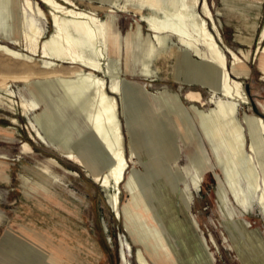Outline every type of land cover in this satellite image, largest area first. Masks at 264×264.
<instances>
[{
  "label": "rangeland",
  "instance_id": "rangeland-1",
  "mask_svg": "<svg viewBox=\"0 0 264 264\" xmlns=\"http://www.w3.org/2000/svg\"><path fill=\"white\" fill-rule=\"evenodd\" d=\"M26 1L7 0L4 26L10 28L15 23L17 12L19 37L13 39V47L0 43L10 51L6 54L0 50V236L14 222L39 229L53 228L58 236L66 233L70 248L77 256V264H136L134 254L137 248L142 250L150 264H159L152 258L150 249L135 242L130 233L138 227L133 217L141 209L150 207L152 202L162 218L157 220L146 216L145 227L140 230L152 247L161 243L155 236L156 230L170 241L177 239L182 264H243L244 256L258 258L251 251L246 233L251 232L264 241L263 204H257L255 197L249 196L245 180L232 162L237 183L246 194L245 207L237 201L201 131L204 121L198 112L214 110L218 101H229L233 103L235 117L240 122L245 114L264 118L258 104L264 103V71L259 61L264 47V0H206L212 14L208 25L226 54L231 78L242 84L244 102L227 99L205 87L176 79L179 66L176 53L180 52L181 45L173 36H166L175 42L168 59H152V55L145 54L146 46L143 42L137 44V36L144 41L146 38L154 40L146 21L149 15L159 13L164 4L162 0H73L79 9L93 13L101 20L103 29L96 26V45L104 54L100 60L104 72L98 74L105 79L107 90L110 89L108 71L118 72L129 86L146 89L142 99L145 105L143 115L149 118L146 119L148 123L137 118L132 109L134 123L131 124L128 110L123 105L124 98L129 97L132 108L135 107L136 102L132 100L139 97L138 92L132 90L129 94L128 87L121 83L120 92L114 94L125 140L128 165L125 174L136 171L143 181L137 189L142 199L141 209H135L130 217H126L122 209L130 196L124 184L119 185V217L106 203V195L112 189L100 186L89 176L87 167L65 155L58 141L54 137L51 140L46 133L43 102L38 99L32 84H39L49 74L67 75L74 64L69 63L57 48L52 18L39 16L36 10L41 6L48 12V7L40 0H30L35 8L32 13L25 8ZM192 1L188 0L190 4ZM201 9L197 3L196 10L204 15ZM32 26L38 30L40 47L35 53L21 36ZM69 35L75 41L77 52L87 59L97 60L81 29H70ZM0 41H4L1 35ZM41 46L48 49L51 59L42 58ZM229 49L245 61L246 73L233 76V57ZM246 52L249 53L247 60L242 55ZM262 59L264 64V52ZM147 63L150 70L144 68ZM164 91L177 95L182 108L180 115L171 109V105H157L156 100ZM149 122L156 125V130H152ZM184 125L199 144V157L207 160L208 166L199 181L186 152V147H191V137ZM130 139L134 142L133 150L127 144ZM163 140H170L176 150L174 160L165 159L161 148ZM92 156L104 170L108 165L107 158L95 149ZM36 173L43 174L46 179L47 189L38 190L41 196L27 189L20 178V175L33 178ZM180 190L190 201L187 207ZM23 240L26 248H36L50 264H68L55 254L45 252L36 241Z\"/></svg>",
  "mask_w": 264,
  "mask_h": 264
},
{
  "label": "bare ground",
  "instance_id": "bare-ground-1",
  "mask_svg": "<svg viewBox=\"0 0 264 264\" xmlns=\"http://www.w3.org/2000/svg\"><path fill=\"white\" fill-rule=\"evenodd\" d=\"M40 1L48 7V12L38 6L36 10L39 16L52 18L55 28L53 38L56 39L57 48L63 52L69 63L74 64L67 75H61V73L49 74L47 79L39 82V84H32V89L38 99L43 102L44 113L42 117L46 133L51 140L54 137L58 141V144L63 147L65 155L72 157L77 164L87 167L89 176L100 186L112 189L106 195V203L119 217L121 216L119 185L123 183L130 196L122 209L126 214L125 216L130 217L135 209H141L142 199L137 189L139 183L143 181L136 171L125 174L128 168L125 140L119 118L118 101L114 94L120 92L121 83L128 87L126 91L129 94L132 90V92H138L139 97H134L135 99L132 100L136 102L135 107L132 108L129 97L124 98L123 105L128 110L127 117L131 124L134 123L132 109L137 118L144 123H148L149 120L146 119L149 118H145V115H143L145 105L142 99L146 89H138L133 85L129 86L118 72L113 74L108 71L106 73L110 78V89L108 91L105 79L98 74L104 72L100 63L104 54L101 47L96 45L98 43L96 26L103 29L101 20L93 13L79 9L73 0H62L63 2L58 0ZM162 1L164 4L159 13L149 15L146 21L149 30L153 33L154 40L151 38L152 41H150L146 38L144 41L143 38L140 40V37L137 36V44L143 42L146 46L145 54L152 55V59H168V53H173L172 48L175 42L169 41L166 36H173L181 45L180 52L176 53L179 61L178 72L175 74L176 79L187 84L205 87L227 99L244 102L246 98L244 97L242 84L240 81L231 78L227 68L226 54L221 49L208 25L209 20H212V16L207 11L206 0H193L191 4L188 0ZM197 3L198 6H202L201 10L204 15L196 10ZM25 8L27 11L35 13V8L30 0L26 1ZM78 28L87 36V43L94 50L97 60L87 59L77 52L75 41H72L69 31ZM21 36L32 52L35 53L40 48L37 37L38 30L35 27L32 26L29 32L23 31ZM134 38H136V35ZM0 50L6 54L10 53L2 45H0ZM262 52H264V47ZM231 53L233 57L231 70L236 76H239L238 68L241 66L242 61L235 53ZM193 54L200 59L194 57ZM42 58H52L45 46L42 47ZM148 65L147 63L144 68H149ZM31 70L33 69L29 71ZM34 74L35 72H33ZM156 103L157 105H171L170 107L175 113L178 115L182 113L181 103L174 93L161 92ZM232 104L229 101H218L214 110H199L198 113L202 117L200 119L204 121L202 128H200L205 139L211 145L215 153L216 163L228 182L230 190L234 192L237 201L245 207L246 194L237 183L238 180L234 175L232 162L237 166L240 177L245 180L249 196L255 197L257 204H263L262 222L264 224V118L245 114L240 122L235 117V109ZM258 104L262 115H264V103L259 102ZM193 107L197 108L194 105ZM183 123L185 124L184 121ZM149 124L152 125L151 122ZM184 126L188 136L191 137L188 126ZM151 128L156 130L157 127L152 125ZM245 130L247 136H245ZM38 136L45 140L42 134L38 133ZM246 142H248V150L245 148ZM133 143L131 139L127 143L131 150H133ZM198 146L199 144L191 137V147H186V152L199 181L208 164L207 160L203 161L199 157ZM93 148L101 156L107 158L108 165L104 170L100 169L99 164L92 156ZM161 148L165 152V159H175L176 150H174L170 140H163ZM20 178L27 189L40 196L42 194L38 190L47 189L43 174L36 173L33 178L20 175ZM180 191L183 203L187 207L190 201L187 195H184V191ZM148 192L149 197L153 199L151 192ZM221 199L223 200V197ZM148 215L157 220L162 218L158 208L152 202L146 210L141 209V212H138L132 219H135L138 226L136 230L130 232L134 237V241L145 244L150 249L152 258L156 259L154 261L159 264H182L181 258L183 257L177 239L170 241L156 230L155 236L161 240V243L159 246L152 247L150 241L142 234L140 229L145 227L143 222ZM238 227L243 231L239 225ZM246 234L247 240L251 244V251L258 258L252 259L244 256L243 264H264V241L258 239L251 232ZM195 249L202 254V251L198 248L195 247ZM134 259L136 264H150L139 248L136 249Z\"/></svg>",
  "mask_w": 264,
  "mask_h": 264
},
{
  "label": "crops",
  "instance_id": "crops-1",
  "mask_svg": "<svg viewBox=\"0 0 264 264\" xmlns=\"http://www.w3.org/2000/svg\"><path fill=\"white\" fill-rule=\"evenodd\" d=\"M8 2L7 0H0V35L4 40L0 41V43L13 47V39L19 37V27L17 24V12H15V23H13L10 28H6L4 26L5 19H7L5 14L8 11L6 6ZM207 11L211 14L209 7H207ZM262 35H264V32H262ZM242 55L243 58L247 60L248 58L245 56L248 57L249 53H242ZM261 55L259 56V61L261 69L264 71V64L263 59L261 60ZM241 61V66H239L238 71L240 73H246V63L242 59ZM233 76L236 75L234 74ZM23 239L27 241L38 242L40 244L39 246L45 252H51L55 254L59 259L68 264H77V256L70 248L66 233H60L58 236L53 232V228L39 229L33 226L18 224L15 222L12 223L6 232L0 236V264H50L46 256H44L36 248H26L21 242L24 241Z\"/></svg>",
  "mask_w": 264,
  "mask_h": 264
},
{
  "label": "water",
  "instance_id": "water-1",
  "mask_svg": "<svg viewBox=\"0 0 264 264\" xmlns=\"http://www.w3.org/2000/svg\"><path fill=\"white\" fill-rule=\"evenodd\" d=\"M125 229V228H124Z\"/></svg>",
  "mask_w": 264,
  "mask_h": 264
}]
</instances>
